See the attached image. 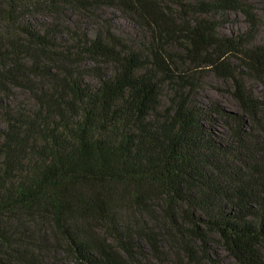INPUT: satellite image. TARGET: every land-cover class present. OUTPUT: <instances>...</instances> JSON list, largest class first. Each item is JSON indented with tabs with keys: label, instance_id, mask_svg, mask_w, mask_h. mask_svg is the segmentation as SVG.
Here are the masks:
<instances>
[{
	"label": "trees",
	"instance_id": "trees-1",
	"mask_svg": "<svg viewBox=\"0 0 264 264\" xmlns=\"http://www.w3.org/2000/svg\"><path fill=\"white\" fill-rule=\"evenodd\" d=\"M260 29L250 0H0V264H264Z\"/></svg>",
	"mask_w": 264,
	"mask_h": 264
},
{
	"label": "rangeland",
	"instance_id": "rangeland-1",
	"mask_svg": "<svg viewBox=\"0 0 264 264\" xmlns=\"http://www.w3.org/2000/svg\"><path fill=\"white\" fill-rule=\"evenodd\" d=\"M253 2L256 12L258 13L261 20V29L258 34V39L264 38V11L261 7L260 0H250ZM104 15H107L113 25L115 31L127 35H136L138 32L137 26L135 23L121 14V12L114 8H106L104 10ZM85 23H91L89 20H83ZM90 27L87 26V29ZM246 27V22L244 20L243 15L240 12H229L228 19L225 21L222 26H220V30L226 33H233L243 30ZM248 86L252 89V92L259 97L264 98V87L261 86L258 82H248ZM16 99H26V93L20 89H14V95ZM199 99L205 101L208 99H214L220 102L223 106L228 109L235 110L237 109L234 99L232 98L228 89H226V85L222 83L219 79H217L212 73L206 72L204 74V83L198 94ZM217 128H220L218 123L216 125ZM168 257H173L175 252V244L166 245ZM210 251L214 253L215 257L218 259L220 264H236L234 259L228 255L225 250L222 248L220 242L218 240L211 241L209 245ZM171 251L172 253H170ZM42 259L45 261L48 260L49 264H79L72 257V255L68 254L65 249H63L62 245L59 243H46L45 252L42 254ZM150 257V256H149ZM22 264V263H17Z\"/></svg>",
	"mask_w": 264,
	"mask_h": 264
}]
</instances>
